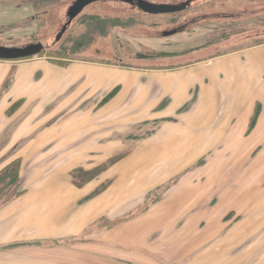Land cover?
Wrapping results in <instances>:
<instances>
[{
  "label": "crops",
  "instance_id": "crops-1",
  "mask_svg": "<svg viewBox=\"0 0 264 264\" xmlns=\"http://www.w3.org/2000/svg\"><path fill=\"white\" fill-rule=\"evenodd\" d=\"M6 1L2 25L42 0ZM16 161L0 264H264V44L162 69L0 60V173Z\"/></svg>",
  "mask_w": 264,
  "mask_h": 264
},
{
  "label": "rangeland",
  "instance_id": "rangeland-1",
  "mask_svg": "<svg viewBox=\"0 0 264 264\" xmlns=\"http://www.w3.org/2000/svg\"><path fill=\"white\" fill-rule=\"evenodd\" d=\"M146 1L178 5L186 0ZM74 2L36 1L33 17L25 16L16 19L17 23L4 25L0 18V46L14 48L43 43L45 51L39 57L49 58L47 54L60 50L71 39L74 45L69 44L70 55L76 60L126 68L162 69L169 64L183 66L264 44V41L258 43L259 37H264V0H194L193 6L178 16H153L120 4L98 2L72 22L58 43L57 35L68 23L69 9ZM10 3L13 2L0 0V11ZM95 15L119 18L122 26L104 34L95 32L85 23ZM175 30L179 33L164 35ZM83 34L89 37L83 44L73 39ZM164 53L170 56H163ZM17 191L8 193L7 200L0 206L15 199Z\"/></svg>",
  "mask_w": 264,
  "mask_h": 264
},
{
  "label": "trees",
  "instance_id": "trees-1",
  "mask_svg": "<svg viewBox=\"0 0 264 264\" xmlns=\"http://www.w3.org/2000/svg\"><path fill=\"white\" fill-rule=\"evenodd\" d=\"M188 2H190V5L188 7H186L183 11H181L179 13H175V14H169V15L178 16V15L184 13L185 11H187L188 9H190L193 6L194 0H186V1L182 2L181 4H186ZM106 3L120 4V5H123V6L130 8L132 10L142 12L138 7H136L135 5H132V4H127V3H122V2H113V1H109ZM181 4H178V5H181ZM153 16H156V15L153 14ZM85 23H89L88 25H90V27L93 28V31L103 33V34L105 32H108V30L113 29L116 26H122L121 19L113 17V16L103 18V17H99V16L95 15L93 17L87 18V22H85ZM179 31L182 32L183 29H180ZM179 31H178V33H179ZM63 36L59 40H57L58 43L62 40ZM88 38L89 37L87 34H83V35L77 37L76 39L75 38H73V39L76 40V42L80 41V43L83 44V42L86 41ZM263 41H264V37H259L258 43L261 44V42L263 43ZM69 44H73L71 39H70V41H68L67 44H65V46L63 48H61L60 50H58L56 52L51 51L49 54H47V56L49 57V59H51L54 63H56L59 66L68 65V62L76 60V59H73L72 56L70 55ZM42 54H44V52L41 53L40 55H38V57L42 56ZM187 54H189V53H187ZM162 55L163 56H165V55L170 56V54H168V53L167 54L164 53ZM171 56H175V55H171ZM213 57H211V58H213ZM177 66H179V64H169L168 67L167 66H163V67L173 68V67H177ZM116 160H117V158L113 159V161H110V162H114ZM107 166L108 165H104V166L97 168L95 170H92V171L77 170L72 174V178H74L76 182H80L83 184L86 181H89L92 178H95L96 176H98L103 170H105L107 168ZM20 169H21V162L16 161V162L12 163L11 165L7 166L0 173V204L5 201L6 195L10 192H14V191L18 190L19 192L17 191L16 197H18L20 195V193H21L20 192V186H21Z\"/></svg>",
  "mask_w": 264,
  "mask_h": 264
},
{
  "label": "water",
  "instance_id": "water-1",
  "mask_svg": "<svg viewBox=\"0 0 264 264\" xmlns=\"http://www.w3.org/2000/svg\"><path fill=\"white\" fill-rule=\"evenodd\" d=\"M122 2L127 4H132L138 7L145 14H154V15H166V14H175L183 11L186 7L190 5V2L181 5H157L146 0H76L71 8L69 9L68 17L69 21L64 26L62 33L59 35L58 40L65 34L68 27L72 22L88 7L92 4L98 2ZM178 31H173L165 33L166 37L177 34ZM45 51V46L43 43L29 44L22 47L8 48L0 46V60L3 61H14L22 60L27 58H32L40 55Z\"/></svg>",
  "mask_w": 264,
  "mask_h": 264
},
{
  "label": "flooded vegetation",
  "instance_id": "flooded-vegetation-1",
  "mask_svg": "<svg viewBox=\"0 0 264 264\" xmlns=\"http://www.w3.org/2000/svg\"><path fill=\"white\" fill-rule=\"evenodd\" d=\"M68 19H69V17H68ZM63 29H64V27H62L60 34L62 33ZM67 30H68V29H67ZM66 32H67V31H66ZM66 32H65V33H66ZM60 34L57 35V40H58V37H59Z\"/></svg>",
  "mask_w": 264,
  "mask_h": 264
}]
</instances>
